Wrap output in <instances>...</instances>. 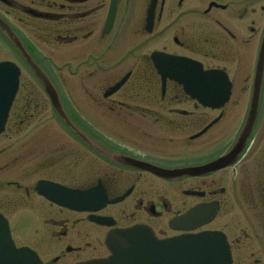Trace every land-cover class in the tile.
Returning <instances> with one entry per match:
<instances>
[{
	"label": "flooded vegetation",
	"instance_id": "af4514ba",
	"mask_svg": "<svg viewBox=\"0 0 264 264\" xmlns=\"http://www.w3.org/2000/svg\"><path fill=\"white\" fill-rule=\"evenodd\" d=\"M110 1L0 0V19L20 35L39 64L50 73L55 74L52 66L56 72L58 70L52 62V54L48 52V46L63 49L62 56L78 59L86 54L84 60H91L96 58L92 49H96L102 43H107L109 49L119 40L120 36L121 40L123 39L122 32L127 23L123 10L129 7L131 0H117L115 17L110 29L107 30ZM149 1L145 0L141 18L140 28L143 29V32H146L145 18ZM192 13H198L201 16L199 19L191 21ZM263 26L264 0H157L152 32L156 31L159 36L168 34L167 45H164L162 49L196 58L203 63L205 68H223L233 82L234 92L236 88L234 75L239 73L238 63L235 64V62L242 55L254 60ZM16 55V46L12 42L10 44L6 37L0 35V59L15 60ZM139 59L140 62L147 63H143V70L146 74H138L130 68L127 71H131V75L123 87L114 94L104 97L106 89L110 84L120 79L122 76L120 75L99 89L103 99L93 96L92 105L94 108L91 107L88 110L97 109L104 112L123 108V124L139 123V120L140 125H171L174 132L171 131L172 128H166L170 129L169 133H171L167 137L173 140V137L178 134L177 130L182 135L189 133L185 136L187 137L185 143L190 147L194 146L193 143L196 142V139L207 136L205 140L199 142L201 148H198L205 150L210 144L208 143L209 133L226 117V107L233 100L228 101L221 108L203 105L189 97L184 92L182 85L171 79H167L165 90H163L161 76L149 55H140ZM71 70L73 74L77 72V70ZM251 73L252 69L246 75L247 83L241 85L242 91L250 90ZM25 75L32 76L27 69L21 76L20 87L9 109L5 129L0 133V140L6 141V144L0 146V210L9 221H11V214H13L11 211L14 210L16 202H23L31 198L38 179L33 183L28 182L35 174L38 175L39 170L45 164L40 162V165H17L23 155L19 154L21 151L15 148L16 136H26L22 132L23 129L33 122H41L42 114L47 111L45 91L41 86L31 84L30 78ZM141 89L145 91V94L140 97L136 96L134 93ZM118 96L123 97V100H119ZM137 97L140 99H134ZM237 102L233 101V104ZM187 105L191 108H186ZM67 106L74 119L80 124L100 122L87 115L85 110L74 101H71V105ZM213 120H215L214 123H212ZM229 120L230 118L226 121L227 124ZM232 124L229 123V125ZM207 125L209 127L204 133L196 138L191 137ZM192 128H194L193 131ZM183 130L188 131L183 133ZM220 131L219 129L218 132ZM143 136L154 138V132H146V135ZM214 136H211V140L214 139ZM144 137H141V140ZM91 138L99 142L101 149L97 150L89 142L82 143L88 146L87 152L98 156L100 166H103L102 171L95 170L93 175L90 174L86 180L81 182L74 181V179L77 180V177H71L72 174L68 178L63 174L47 172L46 176L40 178L57 180L70 186H90L100 182L110 198L122 196L128 191L129 193L120 202L110 203L99 213L111 216L114 227L127 226L126 222L144 223L149 225L159 236L183 232L174 229L170 222L191 208L197 205L217 204L214 219L197 229L215 228L226 233L232 252L231 264H264V164H254L255 156L251 149H248L232 166L202 175H183L173 179H164L138 167L116 162V164H111V162L102 159L100 153L103 151L105 154H112L113 151L105 149L107 148L105 145L110 144L116 147L115 150L120 154L131 155L167 167H181L207 163L223 154L229 144L220 151L196 154L199 157L191 160L188 158V160L180 162H167L138 152L142 148L140 144L129 141L113 144L101 135H92ZM22 140L31 141L34 139L30 134ZM79 144L76 143L75 151L77 152L80 150ZM211 154L213 155L211 156ZM85 156L83 155L82 158ZM260 156L263 157L262 154ZM53 164V160H51L44 167ZM16 169L21 170L18 172L21 175H16ZM113 170L118 172H112ZM245 170L247 171L245 172ZM144 174L149 175L148 180H144ZM23 178L30 179L24 181ZM155 178L163 180L167 184L166 188H162L163 191L158 183L156 184ZM247 178L250 180L245 181ZM119 181L121 185L117 187ZM244 191L246 196L240 194ZM110 205H119V207H113L114 212H105ZM47 211H50L51 214L56 212L55 214L64 215L63 217L50 216L47 220L52 226L59 227L58 230H53L51 235L58 237L61 242L69 236L70 227H75L77 223L85 220V216L81 218L71 215H77L80 212L57 206L51 202ZM87 214L86 219L88 220ZM81 236L82 234L77 230L75 237ZM13 237L16 241L14 233ZM38 242L42 244L44 239ZM78 242L81 243L80 240ZM37 244H33L31 241L28 243L42 256V246L39 247ZM90 246V242L75 245L65 240L61 251L52 258L50 264H66L71 258H76L77 260L74 261L76 262L105 255H96L97 247L92 244L91 251L86 253L90 256L80 258ZM68 255L71 256L67 258Z\"/></svg>",
	"mask_w": 264,
	"mask_h": 264
},
{
	"label": "rangeland",
	"instance_id": "374dc122",
	"mask_svg": "<svg viewBox=\"0 0 264 264\" xmlns=\"http://www.w3.org/2000/svg\"><path fill=\"white\" fill-rule=\"evenodd\" d=\"M144 6L145 0H131L129 7L123 10V13L126 14L127 21L122 32L123 41L120 36L119 40L109 49L107 43H102L96 49H92V52L96 54V58L84 60L86 54H83L81 58L72 59V57L69 56H62L63 49H57L56 47H53V49L48 46V52L56 58V62L59 65L63 64V68L59 71V74L64 81V86L73 97L75 103L81 106L87 115L100 121L92 125L97 131L103 135L106 134L114 138L120 143L129 141L130 143L142 145V148L138 150L140 153L154 156L153 158L155 159L167 162H180L185 159L188 160V158L191 160L199 157L196 154H201V152H215L219 148H222L223 145L227 144L229 139L232 138L231 136L240 124V120L246 109L248 91H242L241 85L247 83L246 75L253 69V59H251V57H246V55H242V57L235 62V64L238 63L239 73L234 75L236 78V88L232 99L238 102L233 104L231 100L232 102L227 105V115H225L226 117H224L219 125L209 133L208 143L210 144H208L205 150L204 148L202 150L198 148H201L199 142L205 140L207 136L196 139V142L193 143L194 146L190 147L185 143L187 140L185 136L189 133L182 135L178 130H175L178 134H176V138L173 137V140H170V138L167 137L171 134L169 133L170 129H166L168 125H140L139 120V123L130 122L123 124V108H117L115 111L106 110L104 112L97 109L88 110L91 107L94 108L92 105L94 101L93 96L103 99L102 92L99 93L101 87L106 86L130 68L137 73L139 71L143 73V75L146 74L142 69L144 62L139 61V56L150 54L153 50L161 49L164 45H167L168 34L159 36L156 31L147 33L143 32V29L140 28ZM200 16L201 15L198 13H192L190 20H197ZM123 58L126 60L124 61ZM89 63L91 64L88 66ZM71 69L77 70V72L73 74ZM134 94L140 97L145 94V92L141 89ZM139 97L134 99L138 100L140 99ZM118 99L123 100V97L121 98L118 96ZM185 107L191 108L189 105ZM46 110V113L42 114L41 122H33L22 131L26 136L31 134L32 138L35 137L36 140L34 142L22 140L26 136H16L15 148L21 151L19 154L23 155L20 162H17V165H40V162H42V164L45 163L42 166L43 168L39 170L38 175L35 174L32 180L29 181L30 178H23V180L29 181L28 183H33L38 176H46L47 172H51L58 173V175L63 174L68 178H70L69 176L72 174L71 177H77V180L74 179V181L81 182L86 180L87 176L89 177L90 174L93 175L95 170L102 171L103 166H100L101 163L99 159L92 153L87 152L83 145L79 144L78 148L80 150L78 152L75 151L77 142L70 136V132L54 117L50 106L46 108ZM117 112L119 113L117 114ZM229 118V123H233L232 125H229V123L227 125L225 124ZM169 127L172 128L171 125ZM193 129L194 128H192V131ZM219 129L221 130L220 132H218ZM149 131L154 132V138H146L143 136ZM171 131L174 132V128H172ZM187 131L183 130V133ZM211 136H214V139L211 140ZM141 137H144V139L141 140ZM3 144H6V141L0 140V146ZM252 151L255 156L254 164H264L263 157L260 156V154L264 156V112L253 140ZM83 155L86 156L82 158ZM257 155L258 158H256ZM51 160H53L54 164L44 167L46 164H49ZM247 168L248 166L246 164V169ZM247 170H245V172ZM20 171V169H16L17 176L21 175L18 173ZM112 172L118 171L113 170ZM144 175V180H148L149 175ZM248 180H250V178L245 179V181ZM155 181L156 184L158 183L161 187V191L164 190L162 188H166L167 184L163 182V180L155 178ZM120 185L121 182L119 181L117 187H120ZM244 193L245 191L243 193L240 192L242 196ZM167 197H169V194H167ZM48 206V202L44 201L41 196H33L32 194L31 198L27 200L26 205L20 206L19 209L16 210L13 223L15 225V233L19 240H23V242L27 240L28 242L31 241L33 244H37L39 243L38 241L44 239L42 244L39 243L37 245H39V247L42 246V256L48 261H51V259L61 251L65 240L75 245L90 242L91 246L93 244L97 247L96 255L107 254L104 238L109 229L108 227L97 225L87 220L86 213H77V215L70 213L74 217L78 216L84 218L85 216V220L77 223L75 227H70L68 230L70 233L69 236L61 242L58 237L51 235L52 231L58 230L59 227L52 226L47 220L50 216L63 217L64 215L55 214L56 212L51 214L50 211H47ZM113 207H119V205H110L105 212H114L115 210H113ZM125 224L129 225L132 223L126 222ZM77 230L82 234L81 237H75ZM79 240L81 243L78 242ZM91 246L86 249V252H84L82 254L83 256H80V258L90 256L86 253L91 251ZM99 252L100 254H98ZM70 256L71 255H68L67 258ZM75 260L77 259L71 258L66 264H70Z\"/></svg>",
	"mask_w": 264,
	"mask_h": 264
},
{
	"label": "water",
	"instance_id": "95a60500",
	"mask_svg": "<svg viewBox=\"0 0 264 264\" xmlns=\"http://www.w3.org/2000/svg\"><path fill=\"white\" fill-rule=\"evenodd\" d=\"M16 42L22 48L26 57L29 58V56L24 51L21 42L18 39H16ZM156 58L157 65L164 76L178 77L179 80L183 82L186 90L200 99L201 96L208 93V89L207 91L205 90L207 88L206 85L209 86L212 83L215 85L214 88L218 89L217 91L213 90V88L209 89V91L214 92L216 95L213 97L214 99L221 100L227 96L226 83L225 81L223 82L225 78H222L220 74L211 73L209 71L204 72L200 65L193 64L186 59L184 60L166 55L158 56ZM32 65L36 69V72L40 78L43 80L48 94L50 95L51 100L61 117L76 133L89 140V138L85 135V132H83L76 124H74L65 113L59 92L51 78L34 62H32ZM4 70H6L8 73H10V75H12L13 78H15V81L12 80L9 85V88L12 89L13 94L17 86V70L8 63L0 64V72ZM263 80L264 40L262 42L258 56L254 79V90L251 96L250 109L246 121L236 140V143L233 145L232 149L227 155L217 161L218 165L229 163L232 161V159H234V156H237L242 151V149L246 147L247 141L251 137L258 119ZM222 83L224 85L223 89H221ZM121 84L122 82L115 85L113 90L117 89ZM6 86H8V82L6 83ZM8 102L9 100H0V123H2L5 119ZM114 158L122 163L124 162L133 165H145L146 167H149L162 175L176 172V169L168 170L149 163H141L140 160L129 156L114 155ZM182 171L186 172L184 170ZM43 191L47 193V195L48 193L50 194V191L58 192L62 195L63 193H66V195L62 196V198L66 200L64 202H67V205L74 207H78V205H84V203L89 202L91 198H95L96 201L97 198V189L88 191H65L56 186L45 185L43 186ZM77 199H79V201H77ZM98 202H100V200ZM213 214L214 206L203 208L197 207L192 209L186 217H182L181 221L184 223L195 220L207 221L212 217ZM0 220V237L3 238L4 235L7 236V223L2 219ZM109 243L113 252L112 256L107 259L90 261L81 264H230L231 262L230 250L226 241V237L223 233L218 231H204L196 234L179 235L166 239H158L154 233L150 231V229L143 226H135L128 229H123L121 231H116L111 235ZM0 264L43 263L37 254L32 252L30 249H17L11 242L10 251H7L0 246Z\"/></svg>",
	"mask_w": 264,
	"mask_h": 264
}]
</instances>
